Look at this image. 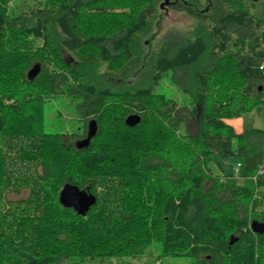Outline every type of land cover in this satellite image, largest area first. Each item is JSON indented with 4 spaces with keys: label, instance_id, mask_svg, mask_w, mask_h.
<instances>
[{
    "label": "trees",
    "instance_id": "16d2710c",
    "mask_svg": "<svg viewBox=\"0 0 264 264\" xmlns=\"http://www.w3.org/2000/svg\"><path fill=\"white\" fill-rule=\"evenodd\" d=\"M168 2L193 23L157 38L166 0H0V264H264V129L229 123L264 106V0ZM59 94L81 133L46 131ZM67 183L97 197L85 215Z\"/></svg>",
    "mask_w": 264,
    "mask_h": 264
},
{
    "label": "rangeland",
    "instance_id": "374dc122",
    "mask_svg": "<svg viewBox=\"0 0 264 264\" xmlns=\"http://www.w3.org/2000/svg\"><path fill=\"white\" fill-rule=\"evenodd\" d=\"M14 3L23 4L25 1L32 2L34 0H13ZM12 5L13 2H12ZM163 14L162 19L156 24L153 33L157 38H161L170 31H184L192 26V18L183 12H178L171 7V3L163 5L161 8ZM182 33V32H179ZM174 87L168 91L169 95L175 94ZM187 111V110H186ZM186 115H184L185 117ZM188 122V130L194 134L197 131L196 120L192 116H186ZM229 123L233 125L237 132H241L250 128L264 129V106L256 107L252 112L243 114L241 117L230 119ZM84 122L81 119V114L78 109V101H75L67 94H59L51 97L45 102V129L49 132H59L65 134H77L83 130ZM240 162L238 157H230L221 160V163L226 173H231ZM28 195V190H24L17 195L10 192L9 200L25 198ZM128 260L120 261V264L128 263ZM190 264L189 261L174 260L171 258L162 257L156 260V255L144 253L142 258H136L130 264ZM113 262H105L104 264H116Z\"/></svg>",
    "mask_w": 264,
    "mask_h": 264
},
{
    "label": "water",
    "instance_id": "95a60500",
    "mask_svg": "<svg viewBox=\"0 0 264 264\" xmlns=\"http://www.w3.org/2000/svg\"><path fill=\"white\" fill-rule=\"evenodd\" d=\"M167 2V0H166ZM42 70L41 63H36L27 73V77L30 80L36 78ZM141 122V117L138 114H131L126 118V123L129 126H135ZM97 133V124L93 119L90 121L88 127V135L84 139L77 141L78 148L82 149L89 145L91 139ZM60 202L66 207L74 208L79 214L85 215L90 208L97 202V197L91 193L88 189H81L77 185L67 183L60 192ZM251 228L255 233H264V222L253 220ZM238 240L236 236H232L230 239V245Z\"/></svg>",
    "mask_w": 264,
    "mask_h": 264
},
{
    "label": "built area",
    "instance_id": "2783aa9c",
    "mask_svg": "<svg viewBox=\"0 0 264 264\" xmlns=\"http://www.w3.org/2000/svg\"><path fill=\"white\" fill-rule=\"evenodd\" d=\"M235 172H236V175H239V168H237V169L235 170ZM260 172L263 173V169H261Z\"/></svg>",
    "mask_w": 264,
    "mask_h": 264
},
{
    "label": "flooded vegetation",
    "instance_id": "af4514ba",
    "mask_svg": "<svg viewBox=\"0 0 264 264\" xmlns=\"http://www.w3.org/2000/svg\"><path fill=\"white\" fill-rule=\"evenodd\" d=\"M86 138V137H85ZM84 139V138H83Z\"/></svg>",
    "mask_w": 264,
    "mask_h": 264
},
{
    "label": "crops",
    "instance_id": "0c3cea01",
    "mask_svg": "<svg viewBox=\"0 0 264 264\" xmlns=\"http://www.w3.org/2000/svg\"><path fill=\"white\" fill-rule=\"evenodd\" d=\"M242 132V131H241Z\"/></svg>",
    "mask_w": 264,
    "mask_h": 264
}]
</instances>
